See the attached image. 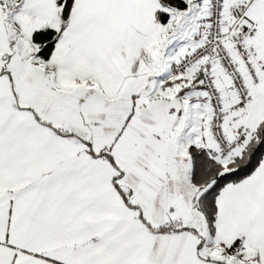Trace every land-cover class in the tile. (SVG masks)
<instances>
[{"label": "snow or ice", "instance_id": "snow-or-ice-1", "mask_svg": "<svg viewBox=\"0 0 264 264\" xmlns=\"http://www.w3.org/2000/svg\"><path fill=\"white\" fill-rule=\"evenodd\" d=\"M0 264H264V0H0Z\"/></svg>", "mask_w": 264, "mask_h": 264}]
</instances>
